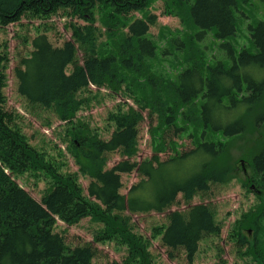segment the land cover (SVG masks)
Wrapping results in <instances>:
<instances>
[{
  "label": "trees",
  "instance_id": "obj_1",
  "mask_svg": "<svg viewBox=\"0 0 264 264\" xmlns=\"http://www.w3.org/2000/svg\"><path fill=\"white\" fill-rule=\"evenodd\" d=\"M153 1L0 0L1 26L25 13L47 17L63 12L84 23H68L71 40L60 47L38 33L14 77L28 107L49 110L69 127L79 174L89 178L85 197L77 176L47 171L45 155L14 126L3 109L5 57L0 52V264H101L94 262L97 250L90 243L68 247L54 231L58 220L68 227L83 218L102 225L95 242L124 244L122 264H153L149 240L133 233V215L165 214L166 224L152 228L150 239L160 241L171 259L182 251L192 263L199 243L221 234L209 204L183 212L169 209L179 197L188 205L195 196L207 195L211 186L228 184L234 178V142L264 126V20L251 19L247 44L237 49L232 43L237 37L235 11L248 0H179L190 33L184 39L173 37L159 49L148 36L156 23L145 10ZM135 13L142 17L134 18ZM96 23L105 28L106 45L99 42L101 28ZM166 60L174 64L173 71L154 68V61ZM103 88L133 104L109 113L114 130L105 140L76 118ZM145 117L153 154L137 162L139 127ZM114 153L122 160L107 169L108 155ZM247 157L251 188L264 195V137ZM44 171L52 183L40 201L11 178ZM132 172L138 181L122 194L121 175ZM258 206L239 228L254 232L251 252L264 263V201ZM237 232L239 243H246Z\"/></svg>",
  "mask_w": 264,
  "mask_h": 264
},
{
  "label": "rangeland",
  "instance_id": "obj_2",
  "mask_svg": "<svg viewBox=\"0 0 264 264\" xmlns=\"http://www.w3.org/2000/svg\"><path fill=\"white\" fill-rule=\"evenodd\" d=\"M237 7H239L238 11H235V17L238 20L237 37L232 40V43L238 49L247 44V25L251 19L264 20V6L260 0H248L246 5ZM145 11L146 15L150 14L154 17L156 24L150 27L148 36L159 49L167 47L169 40L175 36L184 39V34L189 32L187 23L182 20L184 17H181L185 10L179 0H154ZM132 15L136 19L142 17L140 13ZM68 23L84 24L82 20H71L63 12H57L47 17L25 13L18 21L7 26L0 25V52L5 57L3 64L5 82L1 92L4 95V111L10 114L14 126L21 130L29 143L45 155V162L48 168L50 166L47 171H58L62 175L74 174L83 189V195L87 197L86 187L89 184V178L79 174L78 165L71 150L69 127H65L63 123L59 122L49 110L28 107L17 92V79L14 77V70L20 60L27 58L31 51V39L38 33H43L54 46L60 47L65 41L71 40ZM95 26L101 28L99 42L103 41L104 45L109 43L104 35L105 28L98 23ZM81 56V53L78 52L79 60ZM153 65L156 70L166 73H170L174 69L171 60L159 62V64L154 61ZM159 65H162L163 68H159ZM90 88L93 93H96V88ZM98 92L96 98L91 99V106L80 110L76 118L88 126L89 132H95L99 138L105 140L114 130V125L108 123L109 113L115 112L118 106L125 111L126 106H133V104L130 98L121 94L112 96L105 88ZM149 131L150 123L145 117L139 127V150L134 158L137 162L150 158L153 154V140L149 136ZM263 137L264 126L257 130H248L234 142V147L230 150L234 178L228 184L211 186L207 195L195 196L188 205L179 197L176 206L169 209L183 212L187 207L195 206V204H209L215 210V220L221 227V234L202 240L192 263L185 258V253L182 251L174 252L175 257L169 258L168 250L161 246L160 241L150 239L152 228L166 224L165 214L152 212L131 216L130 224L133 233L149 240L148 248L153 264H264L251 252L254 232H245V226L239 228V222L243 221L246 215L257 213L258 205L264 201L263 194L255 193V190L257 191L259 188L255 190L251 188L252 184L249 182L251 169L249 168V157H247L250 151L258 147ZM77 146L79 147V145ZM163 157L162 155L161 158ZM120 160L122 157L117 153L108 155L106 168H111ZM38 173L40 174L24 173L12 177V179L31 197L40 201L52 182L46 171ZM121 176L123 188L120 192L126 194L132 184L138 181V176L135 172ZM261 225L264 233V220L261 221ZM101 228L102 225L92 222L90 218H83L71 227L58 220L54 231L66 239L70 248L90 243L97 250L94 259L96 263L107 264L110 261H115L122 264L127 252L124 244L115 240L95 242V235ZM238 229L240 235H244L246 243H239Z\"/></svg>",
  "mask_w": 264,
  "mask_h": 264
},
{
  "label": "bare ground",
  "instance_id": "obj_3",
  "mask_svg": "<svg viewBox=\"0 0 264 264\" xmlns=\"http://www.w3.org/2000/svg\"><path fill=\"white\" fill-rule=\"evenodd\" d=\"M91 87H93V86H91ZM64 126H65V125H64ZM29 144H30V143H29ZM12 177H16V176H11V178H12ZM37 179H38V178H37ZM18 187H19V186H18ZM19 188H20V187H19ZM24 191H25V190H24ZM26 192H27V191H26ZM27 193H28V192H27Z\"/></svg>",
  "mask_w": 264,
  "mask_h": 264
}]
</instances>
